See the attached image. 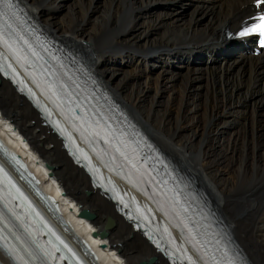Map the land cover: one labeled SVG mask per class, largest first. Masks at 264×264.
<instances>
[{"label": "bare ground", "instance_id": "obj_1", "mask_svg": "<svg viewBox=\"0 0 264 264\" xmlns=\"http://www.w3.org/2000/svg\"><path fill=\"white\" fill-rule=\"evenodd\" d=\"M22 1L59 39L86 44L99 81L150 138L213 195L250 256L264 264V54L253 57L241 47L232 59L212 57L218 42L227 41V30H236L255 12L254 0H193L190 11L182 10L189 3L180 6L189 0H108L95 20L80 5L69 15H51L54 5L48 4L62 0ZM0 114L7 120L5 127L12 124L29 145L11 138L12 149L27 156L38 177L52 174L49 192L59 197L63 190L76 203L74 209L94 214L79 219L64 204V218H58L75 242L81 243L80 237L91 242L96 257L86 253L92 264H121L114 252L126 264L152 256L156 260L151 264H167L94 189L61 140L2 78ZM42 161L51 168L44 169ZM108 218L113 223L102 230ZM99 236L109 250L97 248ZM0 264H9L1 252Z\"/></svg>", "mask_w": 264, "mask_h": 264}, {"label": "snow or ice", "instance_id": "obj_2", "mask_svg": "<svg viewBox=\"0 0 264 264\" xmlns=\"http://www.w3.org/2000/svg\"><path fill=\"white\" fill-rule=\"evenodd\" d=\"M256 2L258 5L264 4V0H256ZM0 5H3L5 9L10 10L11 0H0ZM0 15H3V13L0 12ZM254 19L256 22L251 26L246 25L245 29L238 33L239 36L244 37L254 33L264 36V14H261L260 16ZM10 39H11L10 35H6L2 30H0V45H3L7 50L12 51L14 55L19 57V52L13 47V44L10 43ZM0 56H4V53L0 52ZM4 58L7 59L6 56H4ZM19 58L24 59V57H19ZM77 119H79V117H77ZM97 135H99V133H97ZM4 220H5L4 214L3 212H0V224H3ZM5 228H7V224H4V227L0 228V232H3ZM4 238L5 237L0 236V239H4ZM17 239H19V237H17ZM197 251H200V248H197ZM224 255H225V259L222 262L215 261V264H236V261L234 259L227 258V253H224ZM47 256L48 254L39 246H36L34 250L29 253L30 260L38 261L39 264H46ZM187 259H189L190 264H196V261L192 260L191 257H187Z\"/></svg>", "mask_w": 264, "mask_h": 264}, {"label": "rangeland", "instance_id": "obj_3", "mask_svg": "<svg viewBox=\"0 0 264 264\" xmlns=\"http://www.w3.org/2000/svg\"><path fill=\"white\" fill-rule=\"evenodd\" d=\"M107 1L108 0H84V3L83 4H81L80 3V0H62L59 4H54V3H52L51 5L50 4H48L49 6H47V7H50V8H52L51 6H53V9H51V12L53 13V14H51V15H53V16H60L63 12L64 13H68V15H69V13H70V9H72V8H74V7H77V6H79L80 5V8H81V10H82V12L83 13H85L86 11H88L89 12V18L92 20V19H94L95 20V18H96V14L98 13L97 11H98V9L101 7V5H104L105 3H107ZM189 2V5H185L186 3H188ZM192 2H193V0H189V1H186V2H184V3H182L180 6H186L185 8H183L182 10H188V11H190L192 8V6L195 4H192ZM192 4V5H191ZM28 6V8L30 7L29 5H27ZM56 7V8H55ZM30 9V8H29ZM63 13V15H62V17L65 15ZM95 14V15H94ZM68 15H67V17H68ZM69 18H71L70 16H69ZM43 23V22H42ZM44 24V23H43ZM45 25V24H44ZM46 26V25H45ZM150 31H151V33H153V32H155L156 31V27H152L151 29H150ZM70 33L69 34H64V37H70ZM70 38H72V37H70ZM216 63V62H215ZM215 63L213 62L212 63V65H215ZM122 69H123V67H122ZM151 71V67H148V72H150ZM175 109H177V106H175L174 107ZM223 121H225V122H227L228 120H223ZM224 122H221L220 124L222 125ZM225 125V124H224ZM224 127V126H223ZM226 127H224V129H225ZM204 129V123H202L201 124V127H200V131L203 133V130ZM226 131V130H225ZM221 132V131H220ZM230 132H226V134L228 135ZM45 153V155H48L47 154V152L45 151L44 152ZM45 169V168H44ZM190 169V168H189ZM191 170V169H190ZM195 173V172H194ZM79 186H82L81 184L79 185ZM211 193V192H210ZM213 196V195H212ZM74 197V196H73ZM214 198V197H213ZM215 199V198H214ZM215 201H217V200H215ZM229 221V220H228ZM230 223V222H229ZM100 237V236H99Z\"/></svg>", "mask_w": 264, "mask_h": 264}]
</instances>
